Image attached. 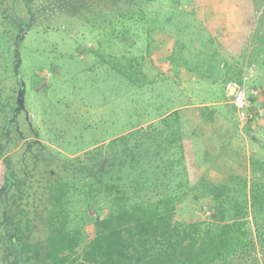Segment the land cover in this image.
Returning <instances> with one entry per match:
<instances>
[{"label":"trees","instance_id":"trees-1","mask_svg":"<svg viewBox=\"0 0 264 264\" xmlns=\"http://www.w3.org/2000/svg\"><path fill=\"white\" fill-rule=\"evenodd\" d=\"M158 1L0 0V11L14 15L7 31L17 29V50L31 28L96 32V48L76 47L120 84L127 66L110 59ZM248 2L251 52L245 69L224 62L225 85L264 68V0ZM0 88V264H264V160L250 158L248 176L191 185L177 112L66 156L35 140L27 115L26 131L15 122L18 98Z\"/></svg>","mask_w":264,"mask_h":264},{"label":"rangeland","instance_id":"rangeland-1","mask_svg":"<svg viewBox=\"0 0 264 264\" xmlns=\"http://www.w3.org/2000/svg\"><path fill=\"white\" fill-rule=\"evenodd\" d=\"M189 1L159 0L148 7L149 22L142 23L136 38L126 36L124 45L113 54L116 58L110 59L127 66L123 68L120 84L113 83L111 66L76 47L86 43L96 48V32L83 35L80 31L44 32L31 28L20 38L22 42L17 50L11 47L16 44L17 29L7 31L11 19L15 22L14 15L0 11V36H3L0 37V87L4 88L3 96L11 94L7 86L15 92L13 103L18 98L20 109L15 122L26 131L28 122L24 115H27L30 126L39 132L35 140L52 149L61 147L63 155L74 156L123 133L156 123L160 113L181 94L173 84L174 78L167 76L168 62L172 66L176 62L194 66L198 77L205 78L201 77L190 87L193 100L204 101L207 95L215 101V41L232 50L233 63L245 69L251 52L248 19L253 15L252 7L248 0ZM76 26L86 28L81 22H76ZM4 57L8 58L7 63L3 62ZM14 61L18 66L12 70L10 63ZM158 62L165 69L159 74ZM260 72L264 74V68ZM217 74L222 75V71ZM210 79L212 84L208 82ZM207 84L213 92L201 93L199 88L204 89ZM65 102H68L66 106ZM237 163L230 164L229 171L235 169L248 176L246 163ZM185 166L191 185L199 181L202 170L205 180L215 185L226 182L229 175H215V166L208 169ZM3 172L0 160V185ZM86 232L91 239L92 226H87Z\"/></svg>","mask_w":264,"mask_h":264},{"label":"crops","instance_id":"crops-1","mask_svg":"<svg viewBox=\"0 0 264 264\" xmlns=\"http://www.w3.org/2000/svg\"><path fill=\"white\" fill-rule=\"evenodd\" d=\"M216 38L215 34V40ZM231 52L232 50L219 46L215 41V101L207 95L203 97L204 101L193 100L192 93L194 92H191L190 87L192 88L199 79L205 78L204 76L198 77L194 66H188L182 62H176L178 64L172 66L168 62L167 72L169 74L167 76L174 78L173 84L180 89L181 94L178 98L175 97L172 104L166 107L157 119L160 120L172 112H177L181 123L185 164L197 167V169L201 166H205L204 169H208V166H215V175L220 173L221 176L226 177L225 173H229L226 180L232 174L245 176L237 173L235 169L230 172V164L246 163V172L249 175L250 158L264 160V74L258 72L250 77L251 87L258 88L256 89L258 95L252 98L249 106L254 118L250 122L240 123L232 106V99H227L230 98L231 83L226 85L222 83L224 62H234ZM157 67V74L165 71L161 62H158ZM217 71L219 73L222 71V75H218ZM211 81L210 79L208 82ZM205 86L204 89L199 88L201 93L212 89L209 84ZM184 89L185 95L183 94ZM242 140L244 144H240ZM216 166H220V169ZM227 166L229 168H226ZM200 173L201 179L204 170Z\"/></svg>","mask_w":264,"mask_h":264},{"label":"built area","instance_id":"built-area-1","mask_svg":"<svg viewBox=\"0 0 264 264\" xmlns=\"http://www.w3.org/2000/svg\"><path fill=\"white\" fill-rule=\"evenodd\" d=\"M234 87V93L231 96L232 106L235 110L236 117L240 123H247L248 120L254 118L249 109V96H257L258 92L255 88L249 86V78L244 76L240 83L231 84Z\"/></svg>","mask_w":264,"mask_h":264},{"label":"water","instance_id":"water-1","mask_svg":"<svg viewBox=\"0 0 264 264\" xmlns=\"http://www.w3.org/2000/svg\"><path fill=\"white\" fill-rule=\"evenodd\" d=\"M233 93H234V87H231L230 97L233 95Z\"/></svg>","mask_w":264,"mask_h":264}]
</instances>
